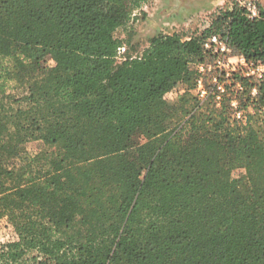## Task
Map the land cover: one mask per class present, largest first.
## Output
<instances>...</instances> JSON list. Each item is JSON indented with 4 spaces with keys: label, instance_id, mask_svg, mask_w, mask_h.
I'll return each instance as SVG.
<instances>
[{
    "label": "trees",
    "instance_id": "1",
    "mask_svg": "<svg viewBox=\"0 0 264 264\" xmlns=\"http://www.w3.org/2000/svg\"><path fill=\"white\" fill-rule=\"evenodd\" d=\"M144 2L0 0V264H264V115L254 126L187 92L176 117L167 101L209 36L264 62V6L118 61L115 32Z\"/></svg>",
    "mask_w": 264,
    "mask_h": 264
},
{
    "label": "rangeland",
    "instance_id": "2",
    "mask_svg": "<svg viewBox=\"0 0 264 264\" xmlns=\"http://www.w3.org/2000/svg\"><path fill=\"white\" fill-rule=\"evenodd\" d=\"M235 3L248 8L251 16L257 12L258 5L264 6V0H146L140 8L134 10L132 20L115 32V36L123 41L126 50L118 53V61L126 56H139L146 49L152 37L157 34L178 33L185 39L200 35L210 26L220 10L230 9ZM213 36V35H212ZM206 38L204 48L207 50L205 60L196 66L198 76L195 82L179 84L168 94L167 101L176 117H181V107L191 108L195 101L187 103L181 100L184 94L190 92L197 97L204 111L215 113L221 110L232 119L242 114L244 123L258 126L263 117L261 101L257 84L264 82V62H246V59L234 54L230 49L221 52V44H211V37ZM219 36V35H218ZM220 37V36H219ZM225 60V61H224ZM203 66V69H201ZM206 89V94L199 92ZM250 79V84L245 81ZM23 90L14 93L21 94ZM143 141L140 132L133 136V142ZM42 142L34 141L27 144L28 150L37 151ZM232 176L239 181V188L248 193L250 184L246 177L245 168L232 171ZM11 240L9 220L7 216L0 219V249Z\"/></svg>",
    "mask_w": 264,
    "mask_h": 264
},
{
    "label": "built area",
    "instance_id": "3",
    "mask_svg": "<svg viewBox=\"0 0 264 264\" xmlns=\"http://www.w3.org/2000/svg\"><path fill=\"white\" fill-rule=\"evenodd\" d=\"M253 14L255 16L257 14V12L254 11ZM210 41H211V44L212 45L214 43L221 44V48L220 49H221V52L222 53H225L226 51H229L230 50V48L227 46L226 42L221 37H219L218 35H213L211 37V40ZM125 50H126V47H119L118 52L121 53V52H123ZM201 69H203V66H201ZM201 82H202V80L200 79L199 80V83H200V85H199V87H200L199 92H200L201 96H204L206 94V89L201 88ZM237 118H239V119L242 118V114L241 113H238L237 114Z\"/></svg>",
    "mask_w": 264,
    "mask_h": 264
}]
</instances>
